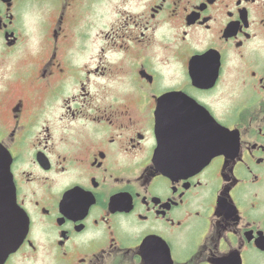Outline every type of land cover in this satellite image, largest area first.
<instances>
[{"label": "flooded vegetation", "instance_id": "1", "mask_svg": "<svg viewBox=\"0 0 264 264\" xmlns=\"http://www.w3.org/2000/svg\"><path fill=\"white\" fill-rule=\"evenodd\" d=\"M2 162L0 264H264V0H0Z\"/></svg>", "mask_w": 264, "mask_h": 264}, {"label": "water", "instance_id": "2", "mask_svg": "<svg viewBox=\"0 0 264 264\" xmlns=\"http://www.w3.org/2000/svg\"><path fill=\"white\" fill-rule=\"evenodd\" d=\"M228 134V130H226ZM229 148V144L225 145ZM185 166H177V169ZM176 167H174L175 169ZM192 168V167H191ZM11 184L8 165L4 162L0 164V197H5V192ZM14 189V187H13ZM21 210L14 201L13 207L8 211H0V262L14 251L20 244L23 236L21 227Z\"/></svg>", "mask_w": 264, "mask_h": 264}]
</instances>
